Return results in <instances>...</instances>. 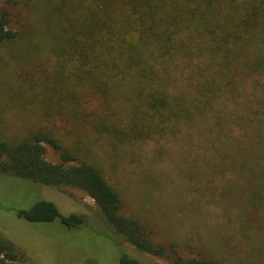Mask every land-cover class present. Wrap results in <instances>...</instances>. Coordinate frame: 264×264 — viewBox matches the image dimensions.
<instances>
[{"label":"trees","instance_id":"trees-1","mask_svg":"<svg viewBox=\"0 0 264 264\" xmlns=\"http://www.w3.org/2000/svg\"><path fill=\"white\" fill-rule=\"evenodd\" d=\"M21 2L29 4L9 0ZM40 3L41 22L31 13L28 25L14 27L8 11L0 14V48H11L15 59L23 51L43 53L53 67L43 64L33 94L41 110L36 117H64L70 125L89 119L90 129L114 145L176 137L206 121L205 145L217 156L208 168L223 175L235 167L242 181L235 196L222 194L224 203L239 210L241 229H262L256 218L264 213V0ZM50 119L0 139V175L82 190L121 242L144 254L170 264H223L214 257L186 258L176 243H155L139 218L123 212L124 198L104 171L65 140L61 131L68 123L59 127ZM46 145L59 162L46 159ZM16 214L31 223L89 228L86 216H65L48 200ZM27 261L25 251L0 234V264ZM118 263L141 264L122 250Z\"/></svg>","mask_w":264,"mask_h":264},{"label":"rangeland","instance_id":"rangeland-1","mask_svg":"<svg viewBox=\"0 0 264 264\" xmlns=\"http://www.w3.org/2000/svg\"><path fill=\"white\" fill-rule=\"evenodd\" d=\"M27 1L28 5L26 1L13 5L0 0V14L8 11L14 27L28 25L31 13L41 22L42 0ZM34 54L23 51L16 53L15 59L11 48H0V139L24 135L50 119L36 117L41 110L33 94L40 85L43 64L53 67L43 53ZM21 96L26 101L22 102ZM63 118L50 120L57 119L55 125L59 127L68 123L61 131L65 140L104 171L124 198L123 212L139 218L155 243H176L186 258L204 256L218 258L223 264H264V213L256 218L263 228L247 231L238 222L239 210L230 202L224 203L222 194L228 190L235 196L242 181L235 167L223 175L208 168L207 164L217 158L205 145L208 122L199 119L176 137L114 145L107 136H97L90 129L89 119H85L86 125L75 120H70V125ZM78 126L84 129L80 133L75 130ZM46 159L52 163L60 160L48 145ZM41 200L54 202L65 216H86L89 228L70 230L59 221L31 223L18 218L17 209L29 210ZM0 234L25 251V264H86L91 260L119 264L121 250L141 264H170L122 243L101 219L95 201L82 190H60L2 175Z\"/></svg>","mask_w":264,"mask_h":264}]
</instances>
